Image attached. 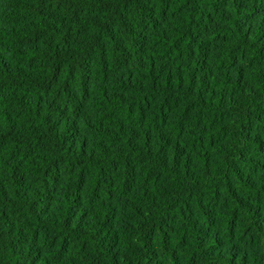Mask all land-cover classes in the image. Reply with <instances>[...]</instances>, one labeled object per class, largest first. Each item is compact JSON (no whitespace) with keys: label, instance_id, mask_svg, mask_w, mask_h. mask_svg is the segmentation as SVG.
Here are the masks:
<instances>
[{"label":"trees","instance_id":"trees-1","mask_svg":"<svg viewBox=\"0 0 264 264\" xmlns=\"http://www.w3.org/2000/svg\"><path fill=\"white\" fill-rule=\"evenodd\" d=\"M0 264H264V0H0Z\"/></svg>","mask_w":264,"mask_h":264}]
</instances>
